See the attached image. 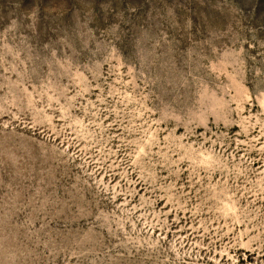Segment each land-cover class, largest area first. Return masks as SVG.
<instances>
[{"label":"rangeland","instance_id":"obj_1","mask_svg":"<svg viewBox=\"0 0 264 264\" xmlns=\"http://www.w3.org/2000/svg\"><path fill=\"white\" fill-rule=\"evenodd\" d=\"M0 264H264V0H0Z\"/></svg>","mask_w":264,"mask_h":264}]
</instances>
